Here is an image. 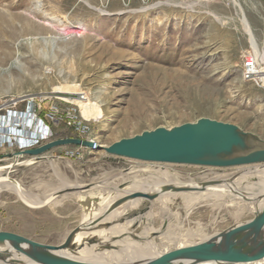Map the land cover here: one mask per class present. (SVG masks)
<instances>
[{
	"label": "rangeland",
	"instance_id": "1",
	"mask_svg": "<svg viewBox=\"0 0 264 264\" xmlns=\"http://www.w3.org/2000/svg\"><path fill=\"white\" fill-rule=\"evenodd\" d=\"M236 1L264 66V0ZM240 7L234 0H0V107L10 114L33 105L44 116L52 102H64L62 93H75L58 87L75 84L102 108L104 115L92 130L101 145L202 117L264 138V88L242 76L243 55H255ZM51 127L48 140L76 136L64 123ZM22 128L37 129L35 124ZM18 150L11 143L1 147L0 165L13 162ZM47 154L48 159L38 162L26 155L2 171L41 199L58 192L50 203L36 207L9 189L1 190L0 236L65 243L82 222L107 213L108 199L98 198L100 191L82 197L77 192L121 184L131 171L144 176L168 169L201 186L205 179L209 185L264 169V163L219 168L142 161L74 145ZM248 183L244 178L241 188L247 190ZM223 194L213 193L210 205L188 213L170 209L171 201L156 195L131 215L112 219L113 227L125 229L119 234L102 238L94 230L74 242L93 238L99 243L91 255L110 251L116 261L129 264L183 250L256 218L255 209H248L251 204L244 199L224 204ZM94 197L101 202L84 210L82 201ZM107 226L112 225L103 228ZM24 248L19 243L0 246V255L17 256Z\"/></svg>",
	"mask_w": 264,
	"mask_h": 264
},
{
	"label": "water",
	"instance_id": "2",
	"mask_svg": "<svg viewBox=\"0 0 264 264\" xmlns=\"http://www.w3.org/2000/svg\"><path fill=\"white\" fill-rule=\"evenodd\" d=\"M68 145L92 148L93 142L73 136L48 140L34 147H25L13 153L15 157L13 162L0 165V172L20 164V158L26 155L32 156L31 162L44 161L50 157L47 154L50 150ZM100 148L110 155L172 164L228 168L264 163V138L261 135L244 130L236 124L208 117L171 128L161 126L153 130H145L133 137L122 138L109 145H101ZM1 177H7L16 183L18 181L9 175H1ZM165 188L171 189L172 186H165ZM173 189L181 191L188 188L173 187ZM147 196L152 199L155 194H147ZM124 199L118 200L117 204L123 202ZM257 224V219L250 220L246 226V229L249 230L246 232L248 234L238 239L217 240L225 235L223 232L189 248L140 260L135 264H195L211 259L258 261L264 258V232L260 239L259 233L254 229ZM74 233L75 231L70 233L66 242L59 245L43 244L25 236L6 234L0 236V246H9L13 243L25 245L22 251H26L42 264H117L85 262L47 254L44 251V249L55 250L69 246ZM250 238L249 250L233 248L238 241L247 242ZM0 264L6 263L0 261Z\"/></svg>",
	"mask_w": 264,
	"mask_h": 264
},
{
	"label": "bare ground",
	"instance_id": "3",
	"mask_svg": "<svg viewBox=\"0 0 264 264\" xmlns=\"http://www.w3.org/2000/svg\"><path fill=\"white\" fill-rule=\"evenodd\" d=\"M234 2H235V5L240 7V5L237 3L236 0H234ZM240 11H241V16L243 18L244 29L250 36L251 44L253 47V52L258 62V70L260 72V79L264 81V66L262 65L261 53L255 46V36L253 34V31L251 29L249 22L247 21V19L245 18L243 14L241 7H240ZM58 89L60 91H65V92L66 91L78 92L82 90L79 85H75V84L74 85H61L58 87ZM82 108H83L82 110L83 114L87 117H97L98 118V117H103L104 115L100 104L91 99L87 103H82ZM26 123L27 122H25L24 125H26ZM19 132L20 134H22L21 130H19ZM33 132H34L33 133L34 136H37V137L41 136V132H38L35 129L33 130ZM27 140L28 139H24L22 136H20L18 138V141H19L18 143H22ZM139 171H143V170H139ZM243 172H246V171H243ZM131 173L132 171L130 172V174ZM130 174L129 172H128V175L126 176L122 174L123 175L122 183L121 184L119 183L118 185H114L112 187H110V185L108 184L95 185L91 189H88V190H83V191H78V192L76 191L77 192L76 195L81 194V197L85 196L88 192L100 191L101 193L98 198L100 199L106 198L110 200V201L108 200L104 201L107 207V213L102 214L99 217L88 219L82 222L79 229L75 231V233L72 235L69 246L65 248H61V249H55V250L44 249V251L47 254H51L55 256H63L67 258H73V259L85 261V262L129 264V263H120L116 261L113 257V254L110 251H105L101 253V256L91 255L90 252L94 250L96 247L94 243L95 242L99 243L97 242V240L93 238L84 240L81 243L74 242V239L75 238L82 239L87 233L93 232L94 230H97L98 236L102 238L103 237L111 238L114 234H119L120 230H125V229H122L120 227H115V225L113 227L114 222L112 221V219H114L115 217H127L131 215L133 211H135L136 209L140 207L145 206L146 204H148L150 201H152L156 197L157 198L163 197L165 200L171 201V203L168 204L170 209L175 208L177 211L180 210L179 211L180 213H181V210L188 213L190 209H192L196 205L207 200L210 197V195H212L213 193H221V192H223L224 197H226L224 204L228 202H233L234 200H237V199H244L246 202H248V204H251V207L250 208L248 207V209L249 210L255 209L254 210V213L256 216L255 219L258 220V224L255 226L254 229L259 233L260 239H262L263 237L264 191L259 192V190L264 188V169L258 170L256 173H253V174L246 173L247 175H243L242 173V175H239L238 177H235L233 179L221 177L220 181L222 182L209 184V185L205 183L207 182L206 181L207 179H205V182H203L201 186L199 183L193 180L189 182L182 181L178 175H174L168 169L163 170L161 168H158V169L156 168V169H153V171H149L147 175L144 174V176L141 174L140 175L136 174V173L132 175ZM1 175H2V172H0V191L3 189H9L15 192L20 199H23L27 201L29 204L36 206V207H42L50 203L55 198L54 194L58 192L56 191L53 195L49 194L44 199H41L38 196L29 194L19 182L17 183L13 182L7 177H1ZM207 176L208 175L206 174L205 178ZM214 178L219 179L220 177L216 175ZM244 178H247L250 183L249 188L247 190H243L240 186ZM211 180L214 181V179L212 178ZM165 186H172V188L166 189ZM173 187H183V188H188V189L178 191V190H174ZM143 194L145 195L142 196ZM147 194H155V196L156 195L158 196L150 199L147 196ZM123 198H125L124 201L121 202L120 204H117L118 200L123 199ZM82 202L86 203V204H83L84 210H88L89 208L91 209L90 206L92 204H97L101 201L97 199V197H94V198L88 199L87 201L83 200ZM87 203L89 204L87 205ZM215 205L218 206L219 202L215 201ZM94 209H98V206L95 205ZM110 223L112 226H109V227L107 226V228H103V225L110 224ZM246 226H247V223L242 224L240 226L238 225L233 226L230 229L226 230L225 235L218 238L217 240L221 241L227 238L238 239L241 236H245L248 234L246 232L249 231L246 229ZM146 232L155 233L156 231L155 232L146 231ZM208 239L209 238L206 236V238H204L202 242H205ZM250 240L251 238L248 239L247 242L238 241L234 245L233 248L237 250H249L250 245H251ZM71 248H72V251L70 250ZM73 250H76V251H73ZM0 261L6 264H42L41 262L36 260L34 257H32L30 254H28L26 251L21 252L20 255H17V256H11V255L1 256L0 255ZM235 262H243V261L211 259V260L197 262L195 264H238ZM256 262H264V258ZM249 263L250 262H245L241 264H249Z\"/></svg>",
	"mask_w": 264,
	"mask_h": 264
},
{
	"label": "built area",
	"instance_id": "4",
	"mask_svg": "<svg viewBox=\"0 0 264 264\" xmlns=\"http://www.w3.org/2000/svg\"><path fill=\"white\" fill-rule=\"evenodd\" d=\"M242 76L245 80L254 81L258 86L264 88V82L260 81V72L258 70L257 59L246 52L243 55L242 60ZM59 98L62 99L61 103L52 102L45 112L44 116L40 113L33 111L35 110L33 105H29L26 111L14 110L10 112L9 119L14 125H20L21 127L26 123V127L35 124L36 131L41 132V136H34L32 132L23 131L24 139H28L19 144V149L25 147H34L40 145L44 140H47L52 135L51 124H61L64 123L69 128L73 130L76 137L87 139L93 142V147L88 148L90 150L99 149L101 146L100 142L92 135L93 124L97 122L101 117H87L83 114L82 103H87L90 100V96L87 91L80 90L75 93H62ZM5 119L0 117V145L12 144V135L7 134L16 133L15 128H8V130L3 127V122ZM22 122V123H21ZM6 135L3 139L1 136ZM249 264H264V262H250Z\"/></svg>",
	"mask_w": 264,
	"mask_h": 264
},
{
	"label": "crops",
	"instance_id": "5",
	"mask_svg": "<svg viewBox=\"0 0 264 264\" xmlns=\"http://www.w3.org/2000/svg\"><path fill=\"white\" fill-rule=\"evenodd\" d=\"M15 109H13V110H9V111H11V112H13ZM17 110V109H16ZM0 117H3L4 119H5V121L3 122V127L4 128H15V130H16V133H10L9 131L7 132V134L9 135V134H11L12 135V145H17L18 146V143L16 142L17 140H18V138L20 137V136H22L23 137V135H21L20 134V132H19V130H21L22 132L23 131H27V128H22L21 129V126L20 125H14L13 123H11V120L8 118L9 117V114H7V113H4L3 112V108H1L0 107ZM20 127V128H19ZM8 130V129H7ZM29 132H32L33 133V131L30 129L29 130ZM6 135H3V136H1V138L3 139L4 137H5ZM19 136V137H18ZM5 144H3V145H0V148L1 147H3ZM213 196V194L212 195H210V197L207 199V200H205L204 202H202V203H200V204H205V203H207V204H209V201L211 200L210 198ZM200 204H198V205H200ZM198 205H196V206H198ZM210 205V204H209ZM195 206V207H196ZM195 207L193 208V210L195 209ZM193 210L191 211V213L193 212ZM208 238H211V237H208ZM245 262H249V261H243V262H235V263H238V264H241V263H245Z\"/></svg>",
	"mask_w": 264,
	"mask_h": 264
}]
</instances>
